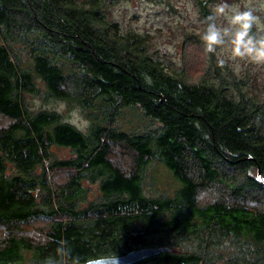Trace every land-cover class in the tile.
Returning <instances> with one entry per match:
<instances>
[{
  "label": "trees",
  "instance_id": "trees-1",
  "mask_svg": "<svg viewBox=\"0 0 264 264\" xmlns=\"http://www.w3.org/2000/svg\"><path fill=\"white\" fill-rule=\"evenodd\" d=\"M121 1L0 0V264H45L59 240L80 264L153 246L170 250L132 264H264V99L217 53L198 76L168 69L150 33L113 18ZM202 29L184 50H204ZM42 93L79 104L88 129L34 106ZM153 161L173 192H147Z\"/></svg>",
  "mask_w": 264,
  "mask_h": 264
},
{
  "label": "rangeland",
  "instance_id": "rangeland-1",
  "mask_svg": "<svg viewBox=\"0 0 264 264\" xmlns=\"http://www.w3.org/2000/svg\"><path fill=\"white\" fill-rule=\"evenodd\" d=\"M221 2L211 0L209 5L213 10L215 5ZM225 2L238 6L241 10L249 4V0ZM251 2L254 5L259 4V0H251ZM257 15L261 16L264 24V11L257 12ZM113 18L119 21L124 31L150 33L153 36L151 51L168 69L171 67L181 69L182 64H186L187 70L193 73V76L201 73L204 65V50L196 49L194 46L184 50L182 46L186 32L192 30L199 32L203 26L197 0H123L113 7ZM255 30L257 31L256 28ZM200 55L203 56L202 60ZM217 55L228 63L237 75L246 79L245 83L249 82L254 92L264 99V64H255L247 59L235 57L223 47L218 48ZM29 99L34 106L62 112L68 121L82 130L86 131L90 125L87 111L76 102L45 97L44 93L37 97L30 96ZM127 111V114H123V116L126 114L123 123L127 125L131 121L128 124L130 127L140 123L139 119L134 118L129 110ZM56 151L66 157L71 154L69 149L65 148H56ZM64 176V173H58L57 178L63 179ZM144 177L146 190L152 194L173 192L179 185L172 171L158 161L148 165ZM95 194H98L97 186L93 187L91 197L93 198Z\"/></svg>",
  "mask_w": 264,
  "mask_h": 264
},
{
  "label": "clouds",
  "instance_id": "clouds-1",
  "mask_svg": "<svg viewBox=\"0 0 264 264\" xmlns=\"http://www.w3.org/2000/svg\"><path fill=\"white\" fill-rule=\"evenodd\" d=\"M264 11V0L258 5L249 4L241 10L238 6L229 5L225 0L215 5L212 14L203 21L200 39L204 52L211 58L218 48H226L235 57L247 59L255 64H264V24L257 12ZM256 28L257 31H253ZM224 61L220 59V63ZM34 242L45 245L49 242L46 232L36 228H28L22 233ZM56 257H51L45 264H80V260L72 256L66 246L67 241H57ZM59 258V259H57Z\"/></svg>",
  "mask_w": 264,
  "mask_h": 264
},
{
  "label": "water",
  "instance_id": "water-1",
  "mask_svg": "<svg viewBox=\"0 0 264 264\" xmlns=\"http://www.w3.org/2000/svg\"><path fill=\"white\" fill-rule=\"evenodd\" d=\"M256 179L262 185H264V177L261 174V168H258ZM170 250L167 246H153V247H142L139 249L130 250L121 255L115 256H104L95 259H91L81 264H132L136 261L144 259L146 257L157 254L161 251Z\"/></svg>",
  "mask_w": 264,
  "mask_h": 264
}]
</instances>
